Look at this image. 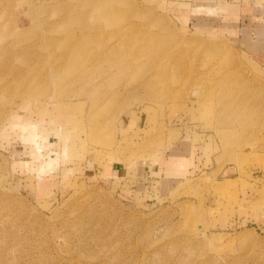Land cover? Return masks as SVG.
<instances>
[{"label":"rangeland","instance_id":"374dc122","mask_svg":"<svg viewBox=\"0 0 264 264\" xmlns=\"http://www.w3.org/2000/svg\"><path fill=\"white\" fill-rule=\"evenodd\" d=\"M201 1L0 0V264H264V58Z\"/></svg>","mask_w":264,"mask_h":264},{"label":"crops","instance_id":"0c3cea01","mask_svg":"<svg viewBox=\"0 0 264 264\" xmlns=\"http://www.w3.org/2000/svg\"><path fill=\"white\" fill-rule=\"evenodd\" d=\"M197 4L178 2L180 7L185 6L190 9L189 12L185 11L184 14H181L183 19L189 21L194 17L197 19L196 24L205 22L211 24L213 29L220 28L226 33H242L243 39H247V42L252 44L256 52L264 58V4L248 6L247 4H232L230 1L222 2L221 0H203ZM233 7L236 10H231ZM182 148L180 145L173 146L162 160L161 168L157 166L158 168L153 169V172L164 171L166 173L165 179H168L167 176L170 177L172 174L185 175L186 178L191 171L192 162L188 151L185 153ZM59 158L58 156L54 161L53 167ZM38 180L39 182L43 181V175Z\"/></svg>","mask_w":264,"mask_h":264}]
</instances>
